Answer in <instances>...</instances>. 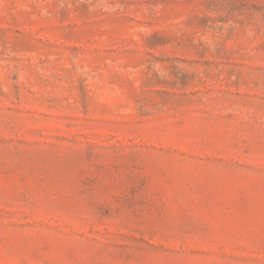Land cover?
<instances>
[{
    "label": "rangeland",
    "instance_id": "obj_1",
    "mask_svg": "<svg viewBox=\"0 0 264 264\" xmlns=\"http://www.w3.org/2000/svg\"><path fill=\"white\" fill-rule=\"evenodd\" d=\"M0 264H264V0H0Z\"/></svg>",
    "mask_w": 264,
    "mask_h": 264
}]
</instances>
